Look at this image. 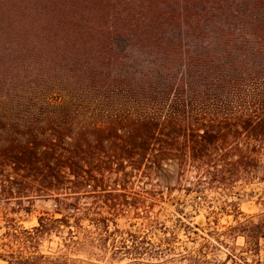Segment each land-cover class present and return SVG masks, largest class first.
Returning a JSON list of instances; mask_svg holds the SVG:
<instances>
[{
	"label": "trees",
	"instance_id": "1",
	"mask_svg": "<svg viewBox=\"0 0 264 264\" xmlns=\"http://www.w3.org/2000/svg\"><path fill=\"white\" fill-rule=\"evenodd\" d=\"M263 150L264 0H0V205L53 202L2 215L6 264H261L264 220L203 232L182 206Z\"/></svg>",
	"mask_w": 264,
	"mask_h": 264
},
{
	"label": "rangeland",
	"instance_id": "2",
	"mask_svg": "<svg viewBox=\"0 0 264 264\" xmlns=\"http://www.w3.org/2000/svg\"><path fill=\"white\" fill-rule=\"evenodd\" d=\"M261 163L252 176H244L239 179L228 189H224L218 184L213 187L206 186L203 193L198 195V201L201 202L199 206L193 208L191 206L193 200L188 196L184 197L185 204L182 206L184 216L191 223L200 226L203 232H207L213 226L222 227L230 223H234L233 213L235 209H239L247 218L253 221L264 220V150L260 156ZM162 174L159 182L162 184H173L175 179L176 167L170 162L164 164L161 168ZM194 174V171L190 170L188 175ZM153 183H157L153 179ZM3 198V195L1 196ZM18 202L15 198H11L7 201H2L0 205V223L3 224L2 215L10 213L15 217L17 222L25 227H30L36 224L35 216L38 212L43 210H50L53 206L51 198H37L33 201L29 211L18 210L15 213H11L10 208L18 206ZM164 202L162 206L167 210L172 211L174 206L171 202ZM22 206H29L27 200H22ZM212 208V212L208 210ZM158 208V207H155ZM162 217V216H161ZM243 220V218H240ZM132 219L127 217H118L116 219V225L123 231L127 230L129 222ZM166 220V219H165ZM171 224V221H165ZM4 228H0V234L4 232ZM201 233V231H199ZM229 246L227 250L218 247L213 251V254L217 259L222 260L224 253L232 252L237 253L239 249L244 245L243 238L237 236L233 239L227 238ZM57 238L53 237L51 242L44 241L41 244V250L47 252L48 250L54 251L56 248ZM203 242L202 238L197 236L195 244L187 243L188 248H195ZM244 257L252 262L254 258L249 253H246ZM261 264H264V239L260 240L258 247V255Z\"/></svg>",
	"mask_w": 264,
	"mask_h": 264
},
{
	"label": "crops",
	"instance_id": "3",
	"mask_svg": "<svg viewBox=\"0 0 264 264\" xmlns=\"http://www.w3.org/2000/svg\"><path fill=\"white\" fill-rule=\"evenodd\" d=\"M0 264H6L4 261L0 260Z\"/></svg>",
	"mask_w": 264,
	"mask_h": 264
}]
</instances>
